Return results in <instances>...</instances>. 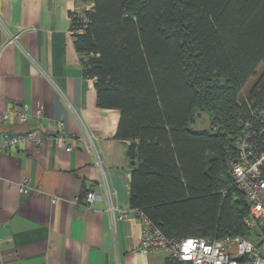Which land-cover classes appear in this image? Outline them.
Wrapping results in <instances>:
<instances>
[{
  "label": "trees",
  "instance_id": "1",
  "mask_svg": "<svg viewBox=\"0 0 264 264\" xmlns=\"http://www.w3.org/2000/svg\"><path fill=\"white\" fill-rule=\"evenodd\" d=\"M71 17L98 106L120 111L117 138L138 141L131 207L168 237L263 240L232 163L264 98L263 71L239 99L264 65V0H93ZM202 112L210 128L193 126Z\"/></svg>",
  "mask_w": 264,
  "mask_h": 264
},
{
  "label": "crops",
  "instance_id": "2",
  "mask_svg": "<svg viewBox=\"0 0 264 264\" xmlns=\"http://www.w3.org/2000/svg\"><path fill=\"white\" fill-rule=\"evenodd\" d=\"M85 3L0 0V110L27 104L31 115L0 121V134L44 138L0 153V264H167L165 253L140 249L139 219L109 211L131 209L133 140L116 137L120 111L99 107L95 80L83 75L71 13Z\"/></svg>",
  "mask_w": 264,
  "mask_h": 264
},
{
  "label": "built area",
  "instance_id": "3",
  "mask_svg": "<svg viewBox=\"0 0 264 264\" xmlns=\"http://www.w3.org/2000/svg\"><path fill=\"white\" fill-rule=\"evenodd\" d=\"M84 7L91 9L93 0H87ZM13 39H17V36ZM251 110V118L245 120L239 140L238 160L233 163V180L245 193L249 203L246 225L264 231V98L251 107ZM37 114L41 115L42 110L39 109ZM12 117L21 123L29 121V105L24 104L19 109L11 107L0 110V121H7ZM43 139L41 131L37 129L25 133L4 132L0 134V153L14 151L29 143L41 144ZM57 143H65V139L61 137L57 139ZM71 149L72 146H66V150ZM19 189L23 194H29L31 186L28 178L21 179ZM95 199V192L86 193L87 205H92ZM109 211L114 219H139L142 225L140 249L145 253H165L170 261L167 264H264V251L261 248L264 239L259 245L242 235L172 238L141 209L131 207L129 212L117 214L118 209L111 205Z\"/></svg>",
  "mask_w": 264,
  "mask_h": 264
},
{
  "label": "rangeland",
  "instance_id": "4",
  "mask_svg": "<svg viewBox=\"0 0 264 264\" xmlns=\"http://www.w3.org/2000/svg\"><path fill=\"white\" fill-rule=\"evenodd\" d=\"M87 4V0L86 3ZM83 10H87L86 7H82L81 10L75 11V12H81ZM264 71V65H261L258 70L257 74L255 77H253L247 85L243 88L241 94H240V101L246 98L249 95L250 90L252 89L255 81L258 79V77L263 73ZM195 128L201 129V128H210V120H209V115L207 112H202L200 116L197 117L195 124L193 125ZM262 250L264 251V243L261 246Z\"/></svg>",
  "mask_w": 264,
  "mask_h": 264
},
{
  "label": "water",
  "instance_id": "5",
  "mask_svg": "<svg viewBox=\"0 0 264 264\" xmlns=\"http://www.w3.org/2000/svg\"><path fill=\"white\" fill-rule=\"evenodd\" d=\"M136 154H137V142L131 141L128 146V155L131 158V164H135L136 162ZM263 241H259L258 244L261 245Z\"/></svg>",
  "mask_w": 264,
  "mask_h": 264
},
{
  "label": "bare ground",
  "instance_id": "6",
  "mask_svg": "<svg viewBox=\"0 0 264 264\" xmlns=\"http://www.w3.org/2000/svg\"><path fill=\"white\" fill-rule=\"evenodd\" d=\"M238 156H239V155H238ZM238 156L236 157V159H234L233 163H234L235 161L238 160ZM233 163H232V169H233ZM245 223H246V222H245Z\"/></svg>",
  "mask_w": 264,
  "mask_h": 264
}]
</instances>
